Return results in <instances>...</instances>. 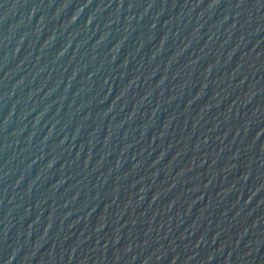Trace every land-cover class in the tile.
Masks as SVG:
<instances>
[{
    "label": "water",
    "instance_id": "obj_1",
    "mask_svg": "<svg viewBox=\"0 0 264 264\" xmlns=\"http://www.w3.org/2000/svg\"><path fill=\"white\" fill-rule=\"evenodd\" d=\"M0 264H264V0H0Z\"/></svg>",
    "mask_w": 264,
    "mask_h": 264
}]
</instances>
